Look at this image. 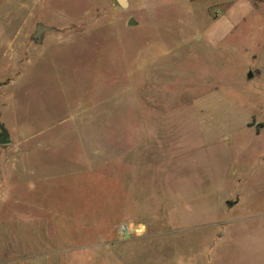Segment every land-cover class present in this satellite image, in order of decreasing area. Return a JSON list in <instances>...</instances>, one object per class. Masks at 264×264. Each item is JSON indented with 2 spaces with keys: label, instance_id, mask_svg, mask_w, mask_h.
<instances>
[{
  "label": "rangeland",
  "instance_id": "374dc122",
  "mask_svg": "<svg viewBox=\"0 0 264 264\" xmlns=\"http://www.w3.org/2000/svg\"><path fill=\"white\" fill-rule=\"evenodd\" d=\"M261 13L250 0H0L3 264H264ZM36 23L51 27L41 43ZM100 111L90 166L83 127ZM154 124L166 151L147 163ZM36 146L48 162L35 150L37 175L16 188L14 158Z\"/></svg>",
  "mask_w": 264,
  "mask_h": 264
},
{
  "label": "crops",
  "instance_id": "0c3cea01",
  "mask_svg": "<svg viewBox=\"0 0 264 264\" xmlns=\"http://www.w3.org/2000/svg\"><path fill=\"white\" fill-rule=\"evenodd\" d=\"M250 4L253 5L254 9H255L256 6H258L259 9H261V11H262V13L259 14V15L264 16V0H250ZM149 112H150V110H149ZM82 114L87 116V117H89V118H92V119L95 118L94 115H90V114L85 113V112H83ZM99 114H100V116H98V117L100 118V125L98 127H96L95 124L93 125V123H95L94 120L90 121L88 123V125L83 127V128L86 129L85 134L87 135L86 139H85L86 141H84L83 145H85L84 146L85 150H88V152H90L88 154V159L90 161L86 162V163H87V165L89 164L90 166H96L95 162L92 161V158H96V157L100 158V153H101L100 152V146L97 145L98 144L97 141L99 139H101V134H102V130H101L102 121H101V119L103 117H108V116L111 117V115H103L102 112L99 113ZM149 122L150 123L148 125H150V124L153 125V123L151 121H149ZM154 125L155 126H152V128H149V126H148L147 132H148V134L151 135V138L148 140V142L146 144V147L143 149L145 152H143V154H142L144 157L147 158V163H148V160L153 162V158L164 157L165 151H166L165 146L160 144V141H161V138H162L163 134L165 136L164 129H162L160 126L158 127L156 124H154ZM129 129H130V133H129L130 136L127 138V149L132 150L133 145H134V142H133V129H132V127L129 128ZM35 150L39 151L41 153V155H42V158H44V161H45V158H46V161L48 162V158H47V156H48L47 152L48 151H47V149H42V147H38V146H36L35 148H32V150L29 152L28 156L26 157V160L28 159L27 160L28 162H22L21 158H19V159L14 158L15 162L17 161L18 163H20V169H19V171H16L14 173L13 181H12V185H14L16 188L22 186V183L24 182L27 173H30L31 177L32 176L34 177L33 174L37 173V169L34 170V167H35L34 164H35V160H36L35 152H34ZM132 158H134V152L130 153V159L132 160ZM63 159H65V158H63ZM67 159L70 161V158L68 156L66 157V160ZM56 163H57L58 166L60 165V167H61L62 163L55 162L53 160V162H52L53 166H54V164L56 165ZM37 179H42V181H43L44 178L42 177V174H41V176L40 175L37 176ZM52 179H53V176H52ZM33 181H34V179H33ZM7 191H9V190H7ZM13 202L16 203V202H19V201L17 200V198H14ZM39 209H43V208L40 207ZM11 239L12 238L10 237V241H11ZM14 240H15L14 243L16 241L18 243V240H16V239H14ZM51 242H52V239H51ZM2 251L0 252V256H1L0 263L1 264L7 262L6 261L7 260L6 259L7 256L5 254L6 251H4V250H2Z\"/></svg>",
  "mask_w": 264,
  "mask_h": 264
},
{
  "label": "water",
  "instance_id": "95a60500",
  "mask_svg": "<svg viewBox=\"0 0 264 264\" xmlns=\"http://www.w3.org/2000/svg\"><path fill=\"white\" fill-rule=\"evenodd\" d=\"M115 2L122 9H126L129 6V0H115ZM128 23L130 25H134L135 21L133 18H130ZM49 31H51L50 26L44 25L43 23H36L34 31L31 34V37L36 43H41L44 34ZM248 77H250V74L248 75ZM9 143H10L9 133L7 132L4 126L0 125V145H6Z\"/></svg>",
  "mask_w": 264,
  "mask_h": 264
},
{
  "label": "built area",
  "instance_id": "2783aa9c",
  "mask_svg": "<svg viewBox=\"0 0 264 264\" xmlns=\"http://www.w3.org/2000/svg\"><path fill=\"white\" fill-rule=\"evenodd\" d=\"M122 230H123V231H126V228H123Z\"/></svg>",
  "mask_w": 264,
  "mask_h": 264
}]
</instances>
